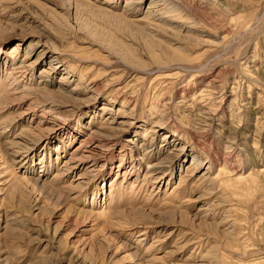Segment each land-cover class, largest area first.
Listing matches in <instances>:
<instances>
[{
	"label": "rangeland",
	"instance_id": "rangeland-1",
	"mask_svg": "<svg viewBox=\"0 0 264 264\" xmlns=\"http://www.w3.org/2000/svg\"><path fill=\"white\" fill-rule=\"evenodd\" d=\"M0 264H264V0H0Z\"/></svg>",
	"mask_w": 264,
	"mask_h": 264
},
{
	"label": "bare ground",
	"instance_id": "bare-ground-1",
	"mask_svg": "<svg viewBox=\"0 0 264 264\" xmlns=\"http://www.w3.org/2000/svg\"><path fill=\"white\" fill-rule=\"evenodd\" d=\"M16 69H17V68H16ZM103 109H107V108H103ZM81 146H82V145H81ZM81 146H80V147H81ZM80 147H78V149H79ZM78 149H77V150H78ZM77 158H78V157H77ZM71 161H72V160H71ZM77 161H78V160H77Z\"/></svg>",
	"mask_w": 264,
	"mask_h": 264
}]
</instances>
